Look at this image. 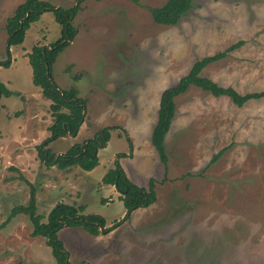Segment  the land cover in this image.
<instances>
[{
    "label": "rangeland",
    "instance_id": "374dc122",
    "mask_svg": "<svg viewBox=\"0 0 264 264\" xmlns=\"http://www.w3.org/2000/svg\"><path fill=\"white\" fill-rule=\"evenodd\" d=\"M41 1L66 9L75 4ZM165 1L82 0L72 21L77 34L52 75L60 89H75L86 100L87 127L47 148L63 154L103 127H119L90 172L46 167L39 159L53 120L26 55L60 37L53 14L44 12L22 44L10 48V67L0 68V81L16 93L0 101V225L14 207L27 205L33 188L37 214L45 217L58 203L84 205V215H98L110 228L125 209L116 190L99 183L118 163L134 185L148 188L152 181L156 201L107 235L61 229L72 264H264V97L237 107L190 87L174 100L166 168L151 144L160 94L197 59L242 41L202 76L241 94L264 91V0H193L176 25L162 26L148 9ZM22 2L0 0V61L7 59L6 18ZM31 231L23 214L0 229V264H56Z\"/></svg>",
    "mask_w": 264,
    "mask_h": 264
},
{
    "label": "trees",
    "instance_id": "16d2710c",
    "mask_svg": "<svg viewBox=\"0 0 264 264\" xmlns=\"http://www.w3.org/2000/svg\"><path fill=\"white\" fill-rule=\"evenodd\" d=\"M192 2L193 0H166L163 5L148 10L154 23L162 26H173L187 14ZM81 3L82 0H75V4L67 9L55 7L49 2L41 0H24L17 5L12 15L5 21L4 30L7 35L5 54L7 59L0 61V68L7 69L10 67V48L22 44L26 31L29 30L31 24L37 22L44 12H51L61 27L60 37L49 45L33 46L26 55L32 71V83L41 90L42 96L50 102L49 110L53 120L48 127L50 136L38 147L39 159L46 167H55L58 170H68L74 167L90 172L99 164L98 151L106 147L110 139V131L119 127H103L93 137L82 143L71 145L63 154L52 153L47 148L50 143L59 138L76 137L85 118L86 100L80 98L75 89H60L54 82L52 75V67L56 58L74 40L77 34V29L73 26L72 21L81 10ZM242 44L243 42L239 41L212 56L195 60L188 72L176 84L166 88L160 94L156 124L151 133V144L165 168L168 158L165 153L164 137L174 117V100L183 95L190 87L198 88L216 98L226 97L237 107H242L251 100L264 97V91L241 94L232 87L220 86L211 79L202 76L205 67L226 58L230 52ZM14 95L16 93L10 91L0 81V101L2 98ZM228 149L229 147H225L214 155L206 168L214 164ZM101 184L114 187L125 209L123 219L110 228L105 227L102 217L84 215V205L58 203L45 217L37 214L35 193L31 188L27 205L14 207L6 221L0 225V229H3L17 215H26L32 227L30 235L45 240L55 263L72 264L68 260L69 256L62 241L58 238V232L61 229L66 227L80 228L92 236L107 235L127 220L134 210L147 208L156 201L154 183L150 181L148 188L134 185L128 180L118 163L103 175ZM79 264L89 263L82 261Z\"/></svg>",
    "mask_w": 264,
    "mask_h": 264
},
{
    "label": "crops",
    "instance_id": "0c3cea01",
    "mask_svg": "<svg viewBox=\"0 0 264 264\" xmlns=\"http://www.w3.org/2000/svg\"><path fill=\"white\" fill-rule=\"evenodd\" d=\"M86 121H87V120H86ZM85 126L87 127V124H85V122H84V125L80 127V130H79L78 134L81 132V130H82L83 127H85ZM78 134H77V135H78ZM76 137H77V136H76ZM65 138L68 139V138H72V137H68V136H67V137H65ZM74 138H75V137H74ZM81 143H82V142H81ZM72 145H73V144H72ZM106 145H107V144H106ZM59 154H61V153H58V155H59ZM99 158H101V156H98V159H99ZM81 172H82V171H81ZM102 177H103V176H102ZM102 177H101V178H102ZM99 184H101V179H100V183H99ZM104 186H107V185H104ZM110 187H112V186H110ZM113 188H114V187H113Z\"/></svg>",
    "mask_w": 264,
    "mask_h": 264
}]
</instances>
